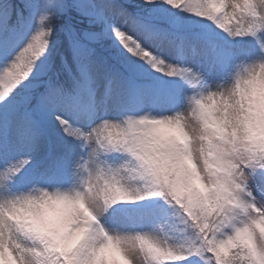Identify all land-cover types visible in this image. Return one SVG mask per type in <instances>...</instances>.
<instances>
[{"label":"snow or ice","instance_id":"snow-or-ice-1","mask_svg":"<svg viewBox=\"0 0 264 264\" xmlns=\"http://www.w3.org/2000/svg\"><path fill=\"white\" fill-rule=\"evenodd\" d=\"M0 264H264V0H0Z\"/></svg>","mask_w":264,"mask_h":264},{"label":"clouds","instance_id":"clouds-1","mask_svg":"<svg viewBox=\"0 0 264 264\" xmlns=\"http://www.w3.org/2000/svg\"><path fill=\"white\" fill-rule=\"evenodd\" d=\"M173 3L176 6H180V5H183L185 3V0H173Z\"/></svg>","mask_w":264,"mask_h":264}]
</instances>
